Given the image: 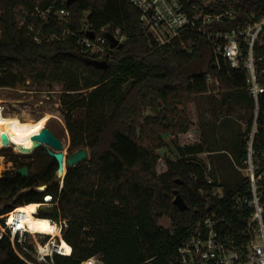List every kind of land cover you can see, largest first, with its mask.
<instances>
[{
  "label": "trees",
  "instance_id": "1",
  "mask_svg": "<svg viewBox=\"0 0 264 264\" xmlns=\"http://www.w3.org/2000/svg\"><path fill=\"white\" fill-rule=\"evenodd\" d=\"M52 3L70 11L69 26L76 32L82 23L96 29L107 24L121 27L127 38L120 51L105 67H98L76 36L49 40L45 35L60 34L63 27L57 20L42 23L33 13L36 6L46 8ZM227 8L237 12L240 25L264 16V0H219L205 6L211 13ZM140 15L132 0H74L70 4L68 0H0V86H15L30 78L61 84V109L71 134L69 153L82 147L89 151L86 159L68 167L62 187L56 176L57 162L44 146L30 159H20L0 173V214L20 204L43 203L45 194H51L54 204L41 207L40 214L68 219L64 237L73 252L57 254L58 264H80L93 256H99L103 264H149L150 259L152 264H174L181 241L207 212L221 216L225 209L231 217L227 196L232 189L225 187L222 208H213L218 202L212 194L217 183L208 182L206 163L196 157L205 151L224 150L221 156L226 157L231 152L208 148L202 139L177 143V158L167 160V170L158 174L156 149L165 145L164 134L189 131L191 119L187 111L177 119L176 104L183 103L184 96L189 100L193 94L218 88L215 82L208 83V74L220 81V101L231 109L228 113L236 105L253 108L247 71L232 67L222 56L216 59L208 42L197 34L185 36L193 41L189 49L179 44L156 47ZM37 34L42 38L39 42ZM242 47L246 54L248 46L242 43ZM254 54L264 86V36L255 43ZM260 103L258 150L264 149V92ZM148 106L155 112L163 109L141 122ZM76 110L82 113L80 119L75 118ZM252 117L238 138L239 158L246 153L244 136ZM2 154L18 158L11 151ZM25 165L30 168L26 178L17 171ZM44 184L48 185L45 190L37 189ZM201 188L207 193L201 194ZM176 189L187 208L174 203ZM164 215L170 216L172 229L159 224ZM0 264H28L14 251L7 234L0 238Z\"/></svg>",
  "mask_w": 264,
  "mask_h": 264
},
{
  "label": "built area",
  "instance_id": "2",
  "mask_svg": "<svg viewBox=\"0 0 264 264\" xmlns=\"http://www.w3.org/2000/svg\"><path fill=\"white\" fill-rule=\"evenodd\" d=\"M132 2L140 9L142 27L151 36L156 47L179 44L184 49H189L193 41L186 40L185 36L191 33L199 35L202 41L208 42L216 59L222 56L232 67L246 69L249 91L254 100L252 123L244 136L245 156L240 159V163L232 157L236 168L243 174V180L228 196L225 188L222 189L218 185L212 192L218 199L213 208L219 210L223 205L222 200L227 196L231 217L226 216L228 212L225 209L221 216H213L207 212L191 226L188 235L181 241L178 258L174 264H264V149L258 150L255 145L260 126V96L264 92V86L258 78L254 54L255 43L264 36V16L258 19L250 18L244 25H240L239 21L237 22L238 14L233 8L211 13L205 10L207 4L186 0ZM33 15L45 24L57 20L63 27L60 34L54 32L45 35L49 40L62 39L68 35L76 36L84 50L101 61L114 58L127 38L121 27L112 24L96 29L92 24L82 23L80 32H76L69 26L72 20L70 11L65 6L56 8L55 3L46 8L36 6ZM31 29H34V26L31 25ZM35 39L38 42L42 40L38 34ZM242 43L248 46L246 54ZM207 80L208 83L215 82L220 85L211 74H208ZM207 180L213 183L209 176ZM63 183L64 176L60 180L61 187ZM200 192L203 195L207 193L204 188H201ZM40 207L41 203L34 215L57 223L61 235L31 231L21 223L24 217L21 211H17L9 221L7 214L16 208L3 216L7 228L3 235L9 236L14 251L26 263L58 264L55 259L57 254L71 255L73 252V245L64 237L68 219L56 220L42 216ZM206 207L210 208L208 204ZM62 237L72 247L70 253H65L61 248ZM93 258L94 256L80 264H92ZM151 261L152 259L147 262L152 264Z\"/></svg>",
  "mask_w": 264,
  "mask_h": 264
},
{
  "label": "rangeland",
  "instance_id": "3",
  "mask_svg": "<svg viewBox=\"0 0 264 264\" xmlns=\"http://www.w3.org/2000/svg\"><path fill=\"white\" fill-rule=\"evenodd\" d=\"M215 1L219 0H204V3L209 4ZM206 63L207 58L201 64L203 68H206ZM216 86L218 88H210L206 93L193 94L190 96V99L188 98L189 100L184 96V102L176 104L180 112L179 115L176 114L177 119L183 117L187 111L186 113H188L191 119V127L185 133L178 135L169 133L162 136L165 145L156 149V153L159 155L156 165L158 174L164 173L167 170V160L177 158V143L184 145L199 142L202 136V140L205 141L208 148H224L232 154V156L229 155L230 157L228 155L227 157L221 156L219 153L218 155L214 154L215 152H212L209 157H207V154H200V157L206 161L208 176L216 181L218 187L222 189L227 187L228 190H231L239 180L243 179V174L236 168L232 157L240 163L241 158L236 154L238 150V138L240 133L247 129L248 123L251 121L250 118L253 115V108L236 105L231 113H228L231 109L229 110V107L220 101L223 92V89L219 88L221 84L217 85L216 83ZM62 92L63 88L59 83L30 78L17 83L15 86H0V101L4 107V115L19 116L22 120H36L42 114L49 113L52 117L47 121L46 126L52 128L63 140L65 151L69 153L71 134L67 128L65 114L61 109ZM157 102L160 104L159 101ZM160 110L155 112L150 106L144 107L143 116L140 119L141 122H144V118L148 115L153 116L161 113L162 111ZM74 114L77 119H80L82 116L80 110H76ZM221 120L223 122H220ZM2 132L0 129V138H2ZM6 151L13 152L18 158L2 154ZM32 155L33 153L21 156L13 149L0 147V172L3 174L4 170L13 168L20 159H30ZM233 180L234 183H231ZM53 204L54 200H45L41 207L45 209ZM18 207H21V204L14 208L17 209ZM41 207L40 210H42ZM5 214H0V238L7 229L5 222L2 221V217ZM158 222L160 225L172 229V220L169 215L160 217ZM93 260L92 264H103L99 256H94Z\"/></svg>",
  "mask_w": 264,
  "mask_h": 264
},
{
  "label": "bare ground",
  "instance_id": "4",
  "mask_svg": "<svg viewBox=\"0 0 264 264\" xmlns=\"http://www.w3.org/2000/svg\"><path fill=\"white\" fill-rule=\"evenodd\" d=\"M3 109L4 107L0 101V129L3 132H6L10 139L16 144H4L2 138H0V147L13 149L17 151L18 154L27 156L30 152H24L19 145L24 144L25 146H31V135L46 126L47 121L52 116L49 113H44L36 120H22L19 116L4 115ZM39 205V203L35 202L21 205V207H18L15 211L7 214L9 221L14 218L17 211H21L24 216L21 223L26 227H29L31 231L48 233L53 236L61 235V229L57 223H52L51 220L47 218L40 219L34 215V212L38 210ZM60 244L65 253H70L72 251V247L63 237Z\"/></svg>",
  "mask_w": 264,
  "mask_h": 264
},
{
  "label": "water",
  "instance_id": "5",
  "mask_svg": "<svg viewBox=\"0 0 264 264\" xmlns=\"http://www.w3.org/2000/svg\"><path fill=\"white\" fill-rule=\"evenodd\" d=\"M73 1L74 0H68V4ZM92 63L98 67H105L107 65V61H101L97 59L92 60ZM1 137L4 144H16L10 139L9 135L6 132H2ZM41 146H44L47 149L48 154L57 162L58 168L56 176L59 180H61V178L63 176L65 177L66 175L67 171L64 173V169L67 170L68 167L76 166L78 163L86 159L89 155L87 147H82L71 153L66 152L63 140L56 134V132L52 128L48 126H44L38 132L31 135V146H25L24 144L19 145V147L24 152H30L29 154L33 153L38 147ZM17 171L24 178L30 175V168L26 165L18 168ZM47 187L48 185L44 184L39 186L37 189L41 191L45 190ZM174 194V203L181 209L187 208V204L184 198L177 189L174 190ZM41 205H43V203H41Z\"/></svg>",
  "mask_w": 264,
  "mask_h": 264
},
{
  "label": "crops",
  "instance_id": "6",
  "mask_svg": "<svg viewBox=\"0 0 264 264\" xmlns=\"http://www.w3.org/2000/svg\"><path fill=\"white\" fill-rule=\"evenodd\" d=\"M222 121V120H221ZM220 121V122H221ZM201 134H202V131H201ZM201 139H202V136L200 137V140H199V142L201 141ZM196 143V142H195ZM187 144H191V143H187ZM212 152H215L214 154H222V153H224V150H217V151H205V152H200V153H197L196 154V157L198 158V159H200L201 161H203L204 163H206V161H204L203 159H202V157H200V154H207V157H209L211 154H212ZM1 164H3V162H1ZM1 173V172H0ZM2 174V173H1Z\"/></svg>",
  "mask_w": 264,
  "mask_h": 264
}]
</instances>
